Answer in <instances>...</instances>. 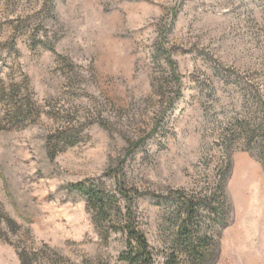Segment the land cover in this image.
Returning a JSON list of instances; mask_svg holds the SVG:
<instances>
[{
  "label": "rangeland",
  "instance_id": "obj_1",
  "mask_svg": "<svg viewBox=\"0 0 264 264\" xmlns=\"http://www.w3.org/2000/svg\"><path fill=\"white\" fill-rule=\"evenodd\" d=\"M81 181L160 261L184 195L209 264H264V0H0V264H121Z\"/></svg>",
  "mask_w": 264,
  "mask_h": 264
},
{
  "label": "trees",
  "instance_id": "obj_2",
  "mask_svg": "<svg viewBox=\"0 0 264 264\" xmlns=\"http://www.w3.org/2000/svg\"><path fill=\"white\" fill-rule=\"evenodd\" d=\"M17 114L22 113L18 108ZM221 175L216 190L223 194V179ZM70 189L81 193L88 205L94 209L101 224L118 222L120 230L126 237V249L120 254L121 264H182L185 256L189 264H209L213 257V238L197 222L198 211L202 203H207L210 196L204 199L188 198L180 195L178 198L179 219L176 239L172 249L160 261L155 254L149 239L141 229L133 207L134 196L120 184L117 193H111L94 183L81 181L70 186ZM223 196V195H222ZM125 203V205H123ZM221 203L212 207V212L220 214Z\"/></svg>",
  "mask_w": 264,
  "mask_h": 264
}]
</instances>
